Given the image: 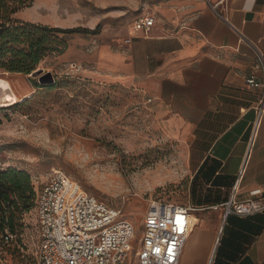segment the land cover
I'll use <instances>...</instances> for the list:
<instances>
[{
    "label": "crops",
    "instance_id": "0c3cea01",
    "mask_svg": "<svg viewBox=\"0 0 264 264\" xmlns=\"http://www.w3.org/2000/svg\"><path fill=\"white\" fill-rule=\"evenodd\" d=\"M145 14L155 16L147 32L134 25ZM74 16L75 25L55 27L113 22L93 35L88 51L90 40L74 33L75 58L89 63V76L139 90L168 134L182 142L185 168L193 170L190 202L178 204L196 210L180 264H264V212L200 209L228 201L235 186L239 200L264 194V115L256 124L262 90L246 81L264 79L257 68L264 0H81ZM207 210L209 216L199 213Z\"/></svg>",
    "mask_w": 264,
    "mask_h": 264
},
{
    "label": "rangeland",
    "instance_id": "374dc122",
    "mask_svg": "<svg viewBox=\"0 0 264 264\" xmlns=\"http://www.w3.org/2000/svg\"><path fill=\"white\" fill-rule=\"evenodd\" d=\"M79 2L37 0L19 17L50 27L72 26L78 21L74 6ZM93 6L95 15L101 14ZM112 23L101 21L95 29L76 35L90 40L85 45L88 51L96 44L93 35ZM51 35L47 46L55 50L40 61L36 75L0 69V171L28 172L35 191L31 208L16 222L19 251L4 247L0 264H34L39 243L35 200L54 169L122 208L123 216L136 225L134 248L142 241V220L151 198L190 202L193 168H185L182 142L155 118L147 98L136 88L89 76V63L75 58L74 33ZM73 61L79 68L71 67ZM5 95L20 96L21 101ZM199 213L211 214L209 210Z\"/></svg>",
    "mask_w": 264,
    "mask_h": 264
},
{
    "label": "built area",
    "instance_id": "2783aa9c",
    "mask_svg": "<svg viewBox=\"0 0 264 264\" xmlns=\"http://www.w3.org/2000/svg\"><path fill=\"white\" fill-rule=\"evenodd\" d=\"M154 23L155 16L145 14L134 25L147 32ZM123 41L129 44L132 38ZM259 56L257 68L264 73V54ZM70 65L79 68L75 61ZM246 81L262 90L256 106L259 125L264 115V79L253 75ZM207 208H222L225 214L260 213L264 212V194L254 191L253 197L239 200L235 186L228 201L200 209ZM194 210L191 205L151 198L142 220V241L134 248L136 225L123 216L122 208L87 192L63 170L54 169L36 198L39 243L34 264H180ZM5 234L8 240L17 236L9 227Z\"/></svg>",
    "mask_w": 264,
    "mask_h": 264
},
{
    "label": "trees",
    "instance_id": "16d2710c",
    "mask_svg": "<svg viewBox=\"0 0 264 264\" xmlns=\"http://www.w3.org/2000/svg\"><path fill=\"white\" fill-rule=\"evenodd\" d=\"M33 2L34 0H0V69L33 73L47 52L55 50L47 46L53 37L52 32L66 34L87 29L50 27L16 16L17 12L32 6ZM33 196L35 191L28 172L17 168L0 171V251L4 247L12 248L19 244L20 234L16 222L22 217L25 209L31 208ZM7 227L17 234L13 240L5 237ZM18 249L15 247L14 251H19Z\"/></svg>",
    "mask_w": 264,
    "mask_h": 264
},
{
    "label": "bare ground",
    "instance_id": "6f19581e",
    "mask_svg": "<svg viewBox=\"0 0 264 264\" xmlns=\"http://www.w3.org/2000/svg\"><path fill=\"white\" fill-rule=\"evenodd\" d=\"M5 98L21 101V97L20 96H15V95H11V96L5 95ZM193 223H194V219H193V215L191 214V216H190V229H191L190 230V234H191V231H192V228H193L192 227ZM190 234H189V236H190Z\"/></svg>",
    "mask_w": 264,
    "mask_h": 264
},
{
    "label": "water",
    "instance_id": "95a60500",
    "mask_svg": "<svg viewBox=\"0 0 264 264\" xmlns=\"http://www.w3.org/2000/svg\"><path fill=\"white\" fill-rule=\"evenodd\" d=\"M36 71H34L33 73H32V75H36V74H34ZM40 81H41V79H40Z\"/></svg>",
    "mask_w": 264,
    "mask_h": 264
},
{
    "label": "snow or ice",
    "instance_id": "6c2138e0",
    "mask_svg": "<svg viewBox=\"0 0 264 264\" xmlns=\"http://www.w3.org/2000/svg\"><path fill=\"white\" fill-rule=\"evenodd\" d=\"M157 251H159V249H157Z\"/></svg>",
    "mask_w": 264,
    "mask_h": 264
}]
</instances>
